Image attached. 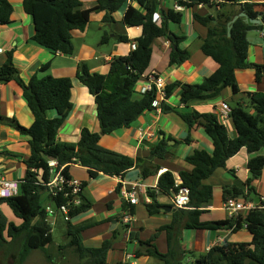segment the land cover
I'll list each match as a JSON object with an SVG mask.
<instances>
[{"label":"trees","instance_id":"1","mask_svg":"<svg viewBox=\"0 0 264 264\" xmlns=\"http://www.w3.org/2000/svg\"><path fill=\"white\" fill-rule=\"evenodd\" d=\"M132 1L137 6L130 5L123 18L124 27H142L143 35L137 39L136 49L127 56L115 57L107 75L92 74L86 65L78 72V79L85 85L95 98L101 133H94L84 128L78 143L59 141V130L73 109V81L70 78L34 76L26 83L20 71L15 67L13 53L0 67V85L17 82L23 89V95L29 108L35 116L30 127L21 125L15 118H7L0 114V124L9 126L28 137L31 155L24 161L27 168L24 179L20 181L19 192L15 196L0 198V205H7L15 217L21 222H10L0 211V253L5 259L15 257V264H25L34 251H41L53 264H58L50 254V247L55 244L53 225L50 222L46 208L49 204L60 206L68 201L64 193L54 196L47 184L52 178L50 162L57 163L56 170L64 167L63 175L72 178L71 170L75 165L88 169L90 178L99 174L113 177L125 176L132 169H139L144 178L159 172L160 166L144 158H132L116 151L104 148L101 139L104 135L129 128L140 116L154 111L153 103L157 98L154 89L136 98L135 87L146 75L152 60V44L156 39L167 37L172 44L170 65L178 67L187 62L192 54L181 45L186 40L183 34L171 33L169 24H180L183 13L174 9L162 11L161 23L154 22L158 12V0H97L91 9L82 10V0H24V9L32 17L35 33L31 41L53 53L72 55L74 53L73 32L84 30L95 12L105 11V24H115L114 14ZM184 8L192 9L208 6L216 9L218 0H176ZM238 7V12L226 8ZM216 15L193 12V20L208 30L207 37L202 40L201 50L211 57L219 68L202 83L196 85L174 82L165 88L166 100H169L176 90L181 89V103L190 106L194 102L217 99L225 89H231L236 105L230 108L229 117L233 120L237 137L231 138L218 109H195L180 113L189 129L201 128L212 141V153L197 149L186 158L192 167L191 171H182L179 176L182 187L190 190L188 209L176 208L171 225L160 228L147 242L150 246L146 254L159 260L162 264H264V201L250 210L245 216L220 222H203V208L209 205L214 197L213 187L206 183L220 168L226 167L228 161L245 149L251 158L248 169L252 178L246 187H224L225 200L243 199L254 202L251 193L255 192L252 182L258 180L264 170V156L259 152L264 149V93L241 92L237 84L236 71L252 68L255 70L257 82L264 77V65L250 64L248 52L250 43L247 35L250 31L264 30V3L245 2L241 0H224L219 5ZM13 6L11 0H0V30L12 23ZM260 19L263 21L261 24ZM117 40L129 43L127 34L118 35ZM111 41L110 33L105 32L101 44ZM50 65H44L42 71H47ZM54 109L58 116L47 117V111ZM176 110L166 101L162 103V112ZM177 112V111H176ZM190 140V139H189ZM166 142L161 141L154 151L159 158L164 159ZM83 183L82 203L73 208L71 220L66 222L67 244L59 246V252L72 248L80 264H110L108 253L112 246L110 240L99 247H87L83 244V232L94 223L75 224L73 219L92 208L91 200L84 195L87 182ZM178 192L176 178L170 171L164 172L158 181L156 189L149 190L152 202L147 204L149 215L154 216L162 211L158 195L173 197ZM173 208H175L173 206ZM135 215V208H132ZM185 229L218 230L223 227L234 231L244 225L252 236L251 242H225L214 245L206 254L189 263L187 253L175 242L179 224ZM168 234L169 251L162 254L155 244H152L158 233ZM138 255L142 254L140 251ZM124 264V263H119Z\"/></svg>","mask_w":264,"mask_h":264},{"label":"crops","instance_id":"2","mask_svg":"<svg viewBox=\"0 0 264 264\" xmlns=\"http://www.w3.org/2000/svg\"><path fill=\"white\" fill-rule=\"evenodd\" d=\"M158 1L159 8L156 16L160 18L162 11L174 9L177 3L176 0ZM245 2L264 3V0H241V3ZM11 4L13 6L12 23L0 30V48L3 50L0 54V67L6 62L8 53L12 52L15 67L26 83L30 82L34 76L72 79L73 109L59 130V141L78 143L84 128L94 133H101L95 98L78 79V72L82 65H86L92 74L107 75L115 57L127 56L136 49V41L143 35V28L124 27L122 21L128 7L137 6V4L127 1L113 15L115 24L103 23L105 11L93 13L89 25L84 30L73 32L74 53L72 55L53 53L33 43L31 39L35 33V26L32 17L24 9V0H11ZM82 4V10L91 9L97 4V0H82ZM226 10L237 13L238 7L235 6L232 9L228 7ZM219 11L220 9H212L208 6H199L194 10L185 8L182 11L184 15L182 22L169 24L171 33L186 36L181 46L188 49L192 56L184 64L173 67L170 65L171 41L167 37L156 39L152 44L150 67L135 87L136 98L141 96L140 91L147 83V76L152 73L163 78L166 86L177 81L196 85L202 83L219 68V65L201 50L202 40L207 37L208 30L193 20V12L216 15ZM259 22L263 24L261 19ZM105 32L110 33L111 41L102 45L101 39ZM124 32L130 40L129 43L117 40L118 35ZM247 39L250 43L247 61L250 64L264 65V30L250 31ZM47 64L50 65L49 69L42 71V67ZM236 78L241 92L264 93V77L261 82H257L254 69L237 70ZM181 93V89L176 90L166 101L167 105L177 112H147L129 128L104 135L101 139V145L104 148L135 159L144 158L152 161L154 165L160 166L158 173L144 178L139 169H132L125 176L113 177L101 173L96 178H90L88 169L85 167L75 165L71 170L73 178L87 182L84 195L93 205L89 211L73 219V222L75 224L94 223L82 234L85 246L99 247L105 241L112 242L108 253L110 264H162L146 254L150 246L142 245L140 241L151 240L160 228L171 225L176 211V208H173V197L158 195V202L163 207L171 206L174 211L168 212L162 208L159 214L151 216L147 210V203L141 202L134 207L133 223L130 226L124 225L121 219L122 211L127 205L118 189L121 182H125L128 186L139 182L148 190H153L157 187L160 176L166 171L174 174L176 182L181 181L180 172L192 170L186 158L197 149L212 153L214 146L201 128L196 127L190 130L179 114L195 109H218L221 112L224 104L233 107L237 102L233 98L231 89H225L217 99L194 102L190 106H185L181 103ZM0 114L17 119L25 127H30L35 121V116L24 98L22 87L15 81L0 85ZM57 116L56 110L47 111L49 119ZM223 121L229 136L236 138L237 131L233 120L226 117ZM161 141L167 144L168 154L164 159L159 158L158 153L154 151ZM30 155L31 146L28 137L9 126L0 124V172L9 181L20 182L24 179L27 172L24 161ZM259 155L264 156V149L259 152ZM250 158L251 155L243 149L228 161L226 167L218 169L206 181L213 187L214 197L212 202L203 208L201 221L220 222L232 219L225 209L224 187H246L247 182L252 178L248 169ZM236 181L243 183V186L235 184ZM252 186L255 193L264 200V170L261 177L252 182ZM179 225L174 240L186 251V260L189 263L206 254L219 239L223 242L235 243L252 241V236L245 225L236 231L225 227L218 230L185 229L182 223ZM152 244H155L160 253H168L167 232L158 233ZM139 251L142 254L138 255Z\"/></svg>","mask_w":264,"mask_h":264},{"label":"built area","instance_id":"3","mask_svg":"<svg viewBox=\"0 0 264 264\" xmlns=\"http://www.w3.org/2000/svg\"><path fill=\"white\" fill-rule=\"evenodd\" d=\"M185 1V0H183ZM224 0H218L216 3L217 9H220V3H223ZM185 8L176 3L174 10L177 12H182ZM154 22L157 24L161 23V18L154 15ZM3 50L0 48V54ZM166 84L163 78L158 76L155 73H152L147 76V83L141 89L140 94L144 95L148 92L156 89L157 98L153 103L154 111L162 112V103L166 100L165 93ZM230 108L226 104L222 106V118L223 120L226 117H229ZM224 122V121H223ZM143 137V136H141ZM57 163L55 161L50 162L52 178L47 184L49 190L54 196H58L60 193H64V197L68 198V201L60 206H55L49 204L46 208V212L49 215L50 222L54 224V219L57 215H61L64 221H70V213L73 208L81 205L82 203V193H83V183L81 180L76 178L67 179L63 175L64 167H61L59 170H56ZM20 182L9 181L6 176L0 172V198H6L15 196L19 192ZM176 187H178V192L173 195V206L180 209H188L190 203V190L187 187H182V181L176 182ZM157 188V187H156ZM155 188V189H156ZM121 197L124 198L126 202V207L122 211V222L126 226H130L134 221V215L132 213V208L139 205L141 202L147 204L152 202V198L149 196V190L147 187L139 182L133 183L131 185H126L125 182H121L118 187ZM264 201V200H261ZM258 204L243 200V199H228L225 201V209L228 211L230 217L238 218L240 216H245L250 210L256 208ZM222 239L217 241V244H224Z\"/></svg>","mask_w":264,"mask_h":264},{"label":"rangeland","instance_id":"4","mask_svg":"<svg viewBox=\"0 0 264 264\" xmlns=\"http://www.w3.org/2000/svg\"><path fill=\"white\" fill-rule=\"evenodd\" d=\"M0 211L7 217L10 222H14L19 224L21 221L15 217L12 210L7 205H0ZM53 224V237L55 244L50 247L49 251L53 259L58 264H80V260L74 250L72 248L62 250L59 252V246L66 245V222L63 217L59 214L54 219ZM4 252L0 253V264H15V257H11L7 259V261H3L5 259ZM25 264H53L51 263L46 256L41 251H34Z\"/></svg>","mask_w":264,"mask_h":264},{"label":"water","instance_id":"5","mask_svg":"<svg viewBox=\"0 0 264 264\" xmlns=\"http://www.w3.org/2000/svg\"><path fill=\"white\" fill-rule=\"evenodd\" d=\"M235 184L239 185L240 187L243 186V183L235 182ZM175 196V193L173 194ZM251 198L254 200V202L258 205H261V198L254 192L251 193ZM163 209L165 211L171 212L174 211V209L171 206H164Z\"/></svg>","mask_w":264,"mask_h":264}]
</instances>
